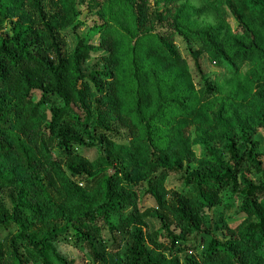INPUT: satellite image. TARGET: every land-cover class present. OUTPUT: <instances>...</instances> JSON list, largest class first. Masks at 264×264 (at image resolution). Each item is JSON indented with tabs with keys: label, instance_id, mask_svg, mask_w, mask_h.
Instances as JSON below:
<instances>
[{
	"label": "trees",
	"instance_id": "16d2710c",
	"mask_svg": "<svg viewBox=\"0 0 264 264\" xmlns=\"http://www.w3.org/2000/svg\"><path fill=\"white\" fill-rule=\"evenodd\" d=\"M85 2L0 0V264H264V0Z\"/></svg>",
	"mask_w": 264,
	"mask_h": 264
},
{
	"label": "rangeland",
	"instance_id": "374dc122",
	"mask_svg": "<svg viewBox=\"0 0 264 264\" xmlns=\"http://www.w3.org/2000/svg\"><path fill=\"white\" fill-rule=\"evenodd\" d=\"M99 1H102V0H86L85 4H87V2H99ZM149 1L151 2V4H154V5L157 2V0H149ZM80 10H81V15L79 18L80 23H79L78 28L75 30V33L81 37H86L88 40V43L94 48L91 53V56L83 63L81 67L84 73H89L92 70H96V69L100 70L104 66L103 62L100 59V54L97 51L98 37L97 35L92 34L89 29L90 25L94 23H100V21L98 19V15L96 13L87 12L84 5L80 6ZM229 21L232 26H235V21L231 17H229ZM8 28H9V24H6L4 27L5 32L8 30ZM75 33H73L72 30L68 29L67 31L63 32L60 35L64 51L70 52L73 50L75 43H76ZM177 44H178V47L181 53L185 54L186 50L184 49V45L182 44V42L178 40ZM202 62L206 69L207 76H211L213 74L223 72L226 69L225 67L221 68V67H216V66L211 65L210 61L206 59L204 56H203ZM55 105L59 106L60 104L56 103ZM255 140L258 141L257 151L261 155V160L264 163V137L261 133H257L255 135ZM193 150L197 157L200 156L204 151V149L200 146H194ZM92 157L93 155L89 156V158H92ZM252 177L256 178L257 175H252ZM166 187L172 190H176L178 192H181L184 189L183 184L180 183L177 176L169 177L166 182ZM229 195H230L229 192H225L223 194V200L227 199ZM145 204L148 205L151 203L145 202ZM219 213L222 216V218L226 219L227 222H230L234 218L235 210L231 209L229 211L223 212L221 209H219L217 211V214ZM216 234L219 237H221L220 233H216ZM10 238H11L10 232L0 231V240L3 242L5 250L7 251L9 250ZM109 242L110 241L108 240L107 243L109 244ZM52 246L55 248L57 252H59L63 256L76 259L77 264H84L86 262L88 264H91V259L88 256V254L85 253V251L74 249L70 243H67L63 240H59L58 242L53 243ZM203 246L206 247L207 242L204 243Z\"/></svg>",
	"mask_w": 264,
	"mask_h": 264
}]
</instances>
